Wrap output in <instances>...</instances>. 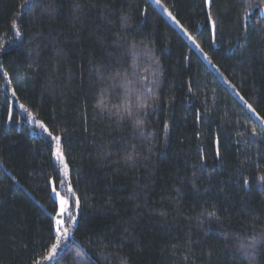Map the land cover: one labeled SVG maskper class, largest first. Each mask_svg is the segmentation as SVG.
<instances>
[{"label":"trees","instance_id":"obj_1","mask_svg":"<svg viewBox=\"0 0 264 264\" xmlns=\"http://www.w3.org/2000/svg\"><path fill=\"white\" fill-rule=\"evenodd\" d=\"M160 1L211 64L152 0H0V264L50 255L53 186L50 264H264V129L216 71L264 117V0Z\"/></svg>","mask_w":264,"mask_h":264},{"label":"rangeland","instance_id":"obj_2","mask_svg":"<svg viewBox=\"0 0 264 264\" xmlns=\"http://www.w3.org/2000/svg\"><path fill=\"white\" fill-rule=\"evenodd\" d=\"M155 4H156V6L166 15V17L181 31V33L188 39V41L190 42V44L201 54V56L209 63V64H211L210 63V61H209V59H208V57L206 56V54L202 51V49L200 48V46L197 44V42L194 40V38L179 24V22L176 20V18L173 16V14L164 6V4L159 0V3H157L156 2V0H152ZM260 12L264 15V8H262L261 10H260ZM169 13H171V16L169 15ZM173 17L175 18V19H173ZM216 71H217V73L220 75V77L221 78H223L225 81H226V83H227V85L229 86V88L232 90V92L242 101V102H244V104L247 106V108L252 112V110L251 109H254L252 106H251V109L248 107V103L243 99V97L240 95V93L235 89V87L233 86V85H231L226 79H225V77H224V75L218 70V69H216ZM252 114L258 119V121L260 122V124L262 125V127H263V129H264V121L263 120H261L260 118V116L259 115H257L258 113L255 111V113H253L252 112ZM34 121V120H33ZM35 122V121H34ZM33 122V123H34ZM36 123V122H35ZM37 125L39 126L40 125V127H38L39 129L41 128V124H38L37 123ZM41 130H42V128H41ZM42 133L44 134V135H49V131H48V129H47V132H45V131H42ZM57 157H58V159L60 160V162L61 163H63L64 164V162H65V158H64V154H63V151H62V149H58V151H57ZM53 187H55V186H53ZM53 192V191H52ZM57 193H59V196L60 197H63V198H65V199H68L69 200V204H70V208H69V211L71 212V215H72V220H69L68 219V217L67 216H64L63 217V219H64V221H65V223H64V225H63V227L61 228V232H63V229L64 228H66L65 227V224H66V222L68 223H73V221L76 219V217H77V215H78V207H76L75 205L74 206H72V200H71V198L67 195V194H65L62 190H60V189H57L56 187H55V192H53V195L55 196V198L57 199V201H58V198H57ZM58 204H59V201H58ZM73 208H75V211H72V209ZM58 212H59V209H58ZM59 219H61V217L60 216H58L57 214L55 215V222H57ZM56 227H57V223H56ZM68 232H69V235L70 236H72V231H69L68 230ZM63 240V237L61 236V237H58L57 238V244H56V246H57V248L58 247H60V242ZM50 254H53L52 253V251L50 252ZM52 262V260H46V259H43V260H40L39 261V264H50Z\"/></svg>","mask_w":264,"mask_h":264},{"label":"snow or ice","instance_id":"obj_3","mask_svg":"<svg viewBox=\"0 0 264 264\" xmlns=\"http://www.w3.org/2000/svg\"><path fill=\"white\" fill-rule=\"evenodd\" d=\"M156 2L159 3V0H156ZM169 15L171 16V13H169ZM173 19H175V18L173 17ZM248 107L251 109V105H248ZM251 110H252L253 113H255V109H251ZM260 119L264 120V117H261ZM41 128L45 132H47V128L46 127L41 125ZM49 136H51V133H49ZM54 139L56 141H59L60 137L57 136ZM260 179L264 180V176H261ZM245 183H247V181H245ZM68 190H69V192L72 191L71 188H69ZM52 191L55 192V187L52 188ZM57 198H58V201H59V212L57 213V215L60 216L61 219H59L56 222L57 223V227L55 229V232H56V236L57 237H61L62 236L63 239L65 241H67L69 239L68 230H67V228H64L63 232H61V228L63 227V225L65 223V221L63 219L64 216H67L69 220H72V215H71V212L69 211L70 204H69V200L65 199L63 197H60L59 193H57ZM72 200H73L75 206L78 207L79 206V199L75 196V193H72ZM72 211H75V208H73ZM67 247H69L68 244L62 245V246H60V250L64 251ZM52 253L53 254H50L48 257H45V259L46 260H53L54 259V254H57V246L56 245L53 246ZM36 264H39V261H37ZM57 264H58V262H57Z\"/></svg>","mask_w":264,"mask_h":264}]
</instances>
